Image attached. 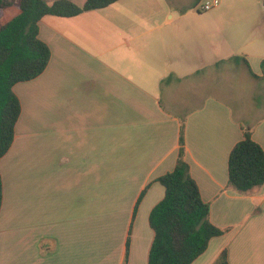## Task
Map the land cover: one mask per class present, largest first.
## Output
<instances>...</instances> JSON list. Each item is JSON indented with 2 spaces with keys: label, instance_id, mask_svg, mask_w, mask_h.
I'll return each mask as SVG.
<instances>
[{
  "label": "crops",
  "instance_id": "obj_1",
  "mask_svg": "<svg viewBox=\"0 0 264 264\" xmlns=\"http://www.w3.org/2000/svg\"><path fill=\"white\" fill-rule=\"evenodd\" d=\"M142 1L40 20L50 61L13 87L21 114L0 159V264H148L157 179L176 165L181 129L190 177L223 231L192 264L223 251L227 264H264V183L227 185L242 128L264 151V102L247 90L234 114L218 82L232 60L264 81V0H209L206 25L183 21L180 0ZM18 14L8 7L0 23Z\"/></svg>",
  "mask_w": 264,
  "mask_h": 264
},
{
  "label": "trees",
  "instance_id": "obj_2",
  "mask_svg": "<svg viewBox=\"0 0 264 264\" xmlns=\"http://www.w3.org/2000/svg\"><path fill=\"white\" fill-rule=\"evenodd\" d=\"M118 1L86 0L82 6H77L67 0L52 4L44 0H20L19 14L6 24L0 23V159L12 146L15 126L21 114L20 101L13 93V87L39 77L50 61V49L39 38L40 20L45 16L73 18L84 12L104 9ZM15 2L0 0V19L4 10ZM247 68L257 78L248 65ZM227 174L228 187L239 193H246L264 183V151L252 139L249 130L242 128V139L230 151ZM157 182L165 194L149 214L153 241L148 264H192L206 251L209 241L221 236L223 231L210 223V206L203 202L197 184L190 177L184 161L182 129L176 165ZM1 206L0 175V209ZM128 245L129 240L127 249ZM213 264H227L226 252H221Z\"/></svg>",
  "mask_w": 264,
  "mask_h": 264
},
{
  "label": "rangeland",
  "instance_id": "obj_3",
  "mask_svg": "<svg viewBox=\"0 0 264 264\" xmlns=\"http://www.w3.org/2000/svg\"><path fill=\"white\" fill-rule=\"evenodd\" d=\"M48 3L54 2L55 0H45ZM218 1V0H217ZM148 1L143 0L141 6L147 4ZM181 9L180 13L183 14L182 20L186 22H196L194 25L209 23L211 17L214 13V10L209 12H203L200 9V2L196 3L197 0H180ZM143 4V5H142ZM13 8H18V1H16L13 5ZM142 8H138L140 13L138 12L139 17L142 16H150V14L146 11L142 12ZM163 16V14H162ZM236 62L232 60L228 66L220 65L219 72L222 73L218 77V82L220 85L221 95L228 99V103L234 111V114L239 113L241 96H246L247 93L253 89V95H255L252 99V102L256 105H260L264 102V81H251L249 78L243 77L241 73L242 71H235ZM232 71L233 75L232 76ZM241 78V80H240ZM254 86V87H253ZM248 90V92H247ZM252 95V96H253ZM226 99V98H225ZM226 99V100H227ZM243 100V99H242ZM249 117L252 119L255 117V114H249ZM152 244V243H151ZM151 247V246H150ZM150 250V249H149ZM129 263V262H128Z\"/></svg>",
  "mask_w": 264,
  "mask_h": 264
},
{
  "label": "built area",
  "instance_id": "obj_4",
  "mask_svg": "<svg viewBox=\"0 0 264 264\" xmlns=\"http://www.w3.org/2000/svg\"><path fill=\"white\" fill-rule=\"evenodd\" d=\"M216 5H217V2L216 1L206 0V1H204V2L201 3L199 10H202L203 12H208L213 7H215Z\"/></svg>",
  "mask_w": 264,
  "mask_h": 264
}]
</instances>
